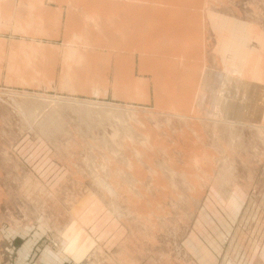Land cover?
<instances>
[{"label":"rangeland","instance_id":"1","mask_svg":"<svg viewBox=\"0 0 264 264\" xmlns=\"http://www.w3.org/2000/svg\"><path fill=\"white\" fill-rule=\"evenodd\" d=\"M17 240L262 264L264 0H0V264Z\"/></svg>","mask_w":264,"mask_h":264},{"label":"crops","instance_id":"2","mask_svg":"<svg viewBox=\"0 0 264 264\" xmlns=\"http://www.w3.org/2000/svg\"><path fill=\"white\" fill-rule=\"evenodd\" d=\"M80 231H82L80 229ZM83 233V232H82ZM81 237H83V234H80ZM21 243V240H17L16 241V247L18 246V251H19V257H18V262L17 264H24L25 261H27L29 253L26 252L27 248L26 246L24 247V244L22 246H19L18 244ZM85 242L80 241L79 246L74 249V251L67 252L68 253V257H71L74 260H81L85 255H83L84 250L83 248L86 249V246H84ZM262 256L260 257L259 261L260 263L264 264V247L261 251ZM67 256V255H66ZM4 256L2 253H0V262L3 260ZM42 262H44V264H50L49 262H52L53 264H63V262H61L62 260L59 258V256L57 255H44V257L42 258V260H40Z\"/></svg>","mask_w":264,"mask_h":264}]
</instances>
